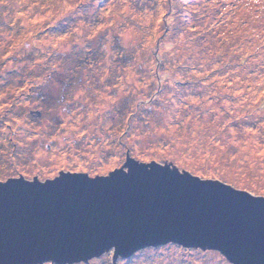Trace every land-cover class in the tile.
Segmentation results:
<instances>
[{
	"label": "rangeland",
	"instance_id": "rangeland-1",
	"mask_svg": "<svg viewBox=\"0 0 264 264\" xmlns=\"http://www.w3.org/2000/svg\"><path fill=\"white\" fill-rule=\"evenodd\" d=\"M127 159L264 199V0H0V185ZM73 260L37 264H233L176 242Z\"/></svg>",
	"mask_w": 264,
	"mask_h": 264
},
{
	"label": "water",
	"instance_id": "water-1",
	"mask_svg": "<svg viewBox=\"0 0 264 264\" xmlns=\"http://www.w3.org/2000/svg\"><path fill=\"white\" fill-rule=\"evenodd\" d=\"M127 171L0 185V264L114 258L176 242L264 264V199L127 159Z\"/></svg>",
	"mask_w": 264,
	"mask_h": 264
},
{
	"label": "bare ground",
	"instance_id": "bare-ground-1",
	"mask_svg": "<svg viewBox=\"0 0 264 264\" xmlns=\"http://www.w3.org/2000/svg\"><path fill=\"white\" fill-rule=\"evenodd\" d=\"M247 196H249V197H252L251 195H249V194H247V193H245ZM252 198H254V197H252Z\"/></svg>",
	"mask_w": 264,
	"mask_h": 264
},
{
	"label": "flooded vegetation",
	"instance_id": "flooded-vegetation-1",
	"mask_svg": "<svg viewBox=\"0 0 264 264\" xmlns=\"http://www.w3.org/2000/svg\"><path fill=\"white\" fill-rule=\"evenodd\" d=\"M38 115V114H37ZM39 116V115H38Z\"/></svg>",
	"mask_w": 264,
	"mask_h": 264
}]
</instances>
